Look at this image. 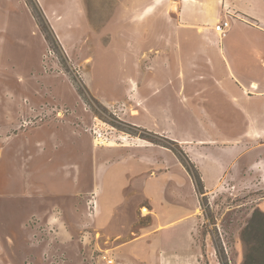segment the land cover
Returning <instances> with one entry per match:
<instances>
[{
  "label": "rangeland",
  "instance_id": "rangeland-1",
  "mask_svg": "<svg viewBox=\"0 0 264 264\" xmlns=\"http://www.w3.org/2000/svg\"><path fill=\"white\" fill-rule=\"evenodd\" d=\"M48 1L62 21L38 0H0V264H106L105 253L115 264H244L264 168L249 176L242 160L234 178L197 190L183 140L238 134L242 118L229 101L216 115L209 91L166 88L192 56L177 12L150 13L151 0ZM239 38L264 44L256 31ZM162 103L163 132L146 128L148 106ZM129 135L162 151L134 158L118 139ZM121 158L145 170L116 195Z\"/></svg>",
  "mask_w": 264,
  "mask_h": 264
},
{
  "label": "crops",
  "instance_id": "crops-1",
  "mask_svg": "<svg viewBox=\"0 0 264 264\" xmlns=\"http://www.w3.org/2000/svg\"><path fill=\"white\" fill-rule=\"evenodd\" d=\"M38 1L50 21L63 20L60 19L63 17L61 14L55 18L56 9L51 2ZM158 9L160 15L167 18L170 12H177L176 33L184 38V42L193 46L192 56H183L176 64L178 70H183V76L169 78L166 88L176 89V84L183 91L189 84L192 85L193 92L199 95L209 91V103L216 115L228 114L229 101L242 118L238 134L194 135V141L183 140L186 147L192 150L190 158L196 164L202 180L228 181L237 175L242 160L247 165L246 172L251 176L254 171L264 168V44L241 43L239 37L248 30L264 35V0H151L148 3V12ZM227 16L233 20L231 30L221 36L215 25ZM52 27L60 43L68 48L70 41L66 38L67 33H63L58 26ZM186 70H192V73L187 76ZM166 106L162 103L156 110L148 106V116L154 118V121L145 124L146 128L158 132L159 126L163 132L161 118L163 112L167 111ZM196 107L200 110L203 108L202 105ZM148 143L138 142L122 147H128L129 154L134 158L140 154L151 155L162 151L163 146ZM194 148L197 152H193ZM143 170L144 162H139L134 170L130 160L119 159L114 175L117 181L115 194L120 195L131 187L138 172ZM98 171L101 174L100 168ZM98 176L99 174L95 182L96 197L101 193L99 188L102 181H99Z\"/></svg>",
  "mask_w": 264,
  "mask_h": 264
},
{
  "label": "trees",
  "instance_id": "trees-1",
  "mask_svg": "<svg viewBox=\"0 0 264 264\" xmlns=\"http://www.w3.org/2000/svg\"><path fill=\"white\" fill-rule=\"evenodd\" d=\"M186 165L190 171H194L197 190L204 191V183L196 164L187 159ZM243 239L247 246L244 264H264V211L256 210L250 221L245 226Z\"/></svg>",
  "mask_w": 264,
  "mask_h": 264
},
{
  "label": "built area",
  "instance_id": "built-area-1",
  "mask_svg": "<svg viewBox=\"0 0 264 264\" xmlns=\"http://www.w3.org/2000/svg\"><path fill=\"white\" fill-rule=\"evenodd\" d=\"M231 25L230 19L227 16L226 18H224L223 20H221L219 23H217L215 25V29L218 31V33L221 36H225L228 33V29ZM118 139L123 140L122 144L125 145H133V144H138L137 139H135L134 137H131L130 135L125 137V136H121L118 137ZM139 141V140H138ZM98 200L96 195L89 201V210H91L92 212L97 211L98 208ZM102 259L106 262V264H115L116 263V258L114 255L105 253L103 255H101Z\"/></svg>",
  "mask_w": 264,
  "mask_h": 264
},
{
  "label": "bare ground",
  "instance_id": "bare-ground-1",
  "mask_svg": "<svg viewBox=\"0 0 264 264\" xmlns=\"http://www.w3.org/2000/svg\"><path fill=\"white\" fill-rule=\"evenodd\" d=\"M133 114H138L137 110H133ZM141 140V139H140ZM96 143H98V140H96ZM97 145V144H96Z\"/></svg>",
  "mask_w": 264,
  "mask_h": 264
}]
</instances>
